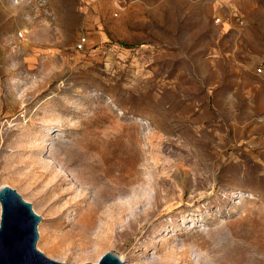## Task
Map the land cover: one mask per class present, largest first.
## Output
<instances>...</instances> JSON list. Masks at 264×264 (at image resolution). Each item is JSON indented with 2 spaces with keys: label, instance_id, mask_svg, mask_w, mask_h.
Returning <instances> with one entry per match:
<instances>
[{
  "label": "rangeland",
  "instance_id": "1",
  "mask_svg": "<svg viewBox=\"0 0 264 264\" xmlns=\"http://www.w3.org/2000/svg\"><path fill=\"white\" fill-rule=\"evenodd\" d=\"M117 145L144 198L124 218H85L84 163ZM36 161L54 171L40 178ZM55 173L67 182L48 193ZM2 185L32 204L36 247L64 264L170 250V264H264L247 249L264 236V0H0Z\"/></svg>",
  "mask_w": 264,
  "mask_h": 264
},
{
  "label": "bare ground",
  "instance_id": "2",
  "mask_svg": "<svg viewBox=\"0 0 264 264\" xmlns=\"http://www.w3.org/2000/svg\"><path fill=\"white\" fill-rule=\"evenodd\" d=\"M36 152L38 149L35 148V146H31L29 149H21L20 152ZM127 149L120 146H115V149L112 151V154L109 157H102L99 161H94L91 164L84 163L88 168H90L89 173V181L88 183L95 188V195H94V201L90 205V208L86 210L85 215H87L85 218H99L101 217L98 212L104 208L108 207V209L113 208L114 210H117L118 212V218H124L127 210L129 208L136 204V202H141L144 198V190L146 189V182L143 179L139 169L135 166L136 159L134 157H125ZM37 163H40L42 167H44L46 170L39 172V177L46 179L47 175L54 171V167H52L49 163H43L40 161H36ZM49 170V171H48ZM54 178H57L54 181ZM79 183H83L79 178L77 179ZM67 179L64 175H60L59 173H55L53 178L50 180H47L46 186L48 185L47 191L53 192L58 191L59 186L63 183H66ZM137 184V190L136 195L133 196L130 200L127 202H121V203H114L112 207H110L112 204L107 205L106 203L115 197L118 194L124 193L129 190L130 186L133 184ZM75 190H67L65 192H58L56 195V201L61 200L64 198L68 193H71ZM79 196L81 193L78 194ZM77 195V196H78ZM86 199V196H83L79 198L75 203H80L81 201H84ZM71 199H69L67 202L69 203ZM66 202V203H67ZM102 211V210H101ZM102 212H108V214H111V210H105ZM151 213L150 210L144 209L141 213H139V216L147 215ZM138 217H133L132 219H135ZM87 220L84 222L88 227H90V223L93 221ZM132 220L129 221L128 225H132ZM259 233L252 234L253 237H257ZM256 240L248 241L247 249H249L250 246H255L256 248H263L264 250V236L257 240V243L255 244ZM174 253H176L173 250H170L164 257L157 261H149V262H140V263H133V264H170V259L173 258ZM175 264V263H174Z\"/></svg>",
  "mask_w": 264,
  "mask_h": 264
},
{
  "label": "water",
  "instance_id": "3",
  "mask_svg": "<svg viewBox=\"0 0 264 264\" xmlns=\"http://www.w3.org/2000/svg\"><path fill=\"white\" fill-rule=\"evenodd\" d=\"M0 264H64L43 254L36 243L41 220L15 189L8 185L0 187ZM83 264H122L112 252H106L97 262Z\"/></svg>",
  "mask_w": 264,
  "mask_h": 264
},
{
  "label": "built area",
  "instance_id": "4",
  "mask_svg": "<svg viewBox=\"0 0 264 264\" xmlns=\"http://www.w3.org/2000/svg\"><path fill=\"white\" fill-rule=\"evenodd\" d=\"M85 38H81L80 40H79V42H78V44H79V46H82L83 45V43L85 42ZM259 70H261V69H259Z\"/></svg>",
  "mask_w": 264,
  "mask_h": 264
}]
</instances>
